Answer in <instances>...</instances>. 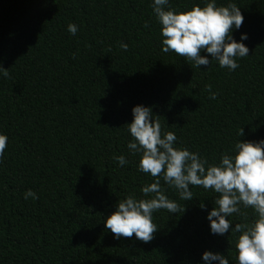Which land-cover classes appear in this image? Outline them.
Here are the masks:
<instances>
[{"label": "trees", "instance_id": "1", "mask_svg": "<svg viewBox=\"0 0 264 264\" xmlns=\"http://www.w3.org/2000/svg\"><path fill=\"white\" fill-rule=\"evenodd\" d=\"M228 2L244 16L233 36L247 33L249 48L233 72L162 52L152 0H0V66L9 73L0 75V133L9 138L0 159V264H202L206 250L236 264L238 234H210L211 190L192 187L185 202L161 181L185 211L154 212L148 243L134 234L116 240L104 226L116 203L146 198L140 189L153 180L127 149L134 106L151 107L177 146L209 163L231 151L241 129L242 141L264 139V0H218ZM29 189L36 200L24 199ZM242 211L250 222L252 210Z\"/></svg>", "mask_w": 264, "mask_h": 264}, {"label": "clouds", "instance_id": "2", "mask_svg": "<svg viewBox=\"0 0 264 264\" xmlns=\"http://www.w3.org/2000/svg\"><path fill=\"white\" fill-rule=\"evenodd\" d=\"M203 6L193 4L191 8L178 10L171 6L170 0H152L151 8L160 26L161 51L173 52L177 56L192 61L193 66L208 68L213 60L220 68L235 71L238 59L249 55L244 41L247 33H241L239 40L233 36L244 21L241 9L233 2L218 4V0H202ZM76 24H68L67 31L75 36ZM123 51L127 43L120 42ZM201 53H205L202 55ZM209 55L211 59H209ZM0 75L5 78L9 73L0 66ZM209 99L215 100L217 93L211 85L207 86ZM132 121L127 124L131 139L127 143L130 155L139 156L137 171L150 175L153 180L140 191L143 197L129 195L116 203L114 211L104 220V226L113 238H135L148 243L154 238L157 226L153 213L165 209L170 214L182 213L181 206L166 195L161 181L168 188L175 189L179 199L192 200V187H200L218 194L208 211L211 235L236 236V264H264V139L242 141L243 129L239 140L230 152L221 154L218 162L209 163L197 151L177 146V136L172 131H162L151 107L136 105L131 109ZM8 136L0 133V159L5 156ZM118 165L128 163L124 155L116 157ZM36 200L37 194L31 189L24 199ZM203 210L205 205L201 203ZM242 209H251L249 222ZM243 217L244 222L233 223L230 217ZM202 264H229V259L220 252L206 250L201 256Z\"/></svg>", "mask_w": 264, "mask_h": 264}]
</instances>
